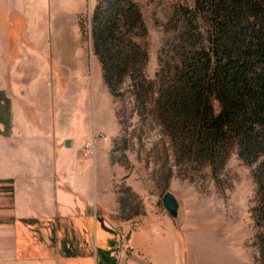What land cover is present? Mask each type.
<instances>
[{
    "label": "rangeland",
    "instance_id": "obj_1",
    "mask_svg": "<svg viewBox=\"0 0 264 264\" xmlns=\"http://www.w3.org/2000/svg\"><path fill=\"white\" fill-rule=\"evenodd\" d=\"M133 1L140 7L143 24L133 30L121 50H113L114 60L107 69L110 87L103 86L105 71L94 52L91 21L97 0H82L78 22L77 13H73L64 16L68 17L66 28L48 31L76 39L72 51L81 59L84 80L101 84V103L108 100L107 107L113 110L117 135L111 141L110 182L103 194L107 205H87L82 218L87 229L83 232L77 220L65 217L54 218L48 227L37 219L24 224L38 223L36 229L46 231L52 249L54 234L60 229L64 264L88 260L90 255L99 262L102 248L98 245L105 246L104 251L115 259L122 241L125 253L117 260L120 262L134 253L130 234L144 223L171 227L172 219L161 208L163 195L171 192L184 210V228L172 229L183 240L187 264H264V202L258 185L264 155L255 161L242 160L240 149L234 147L225 164L213 169L180 145L175 132L178 124L167 102V89L175 86L181 54L177 13L182 6L194 8L195 0ZM134 45L137 53L131 51ZM214 106L218 112L217 104ZM0 113L3 122L8 116ZM0 132L9 133V128ZM94 134L82 148L89 158H94L97 142L105 138L102 133ZM5 212L8 219L10 208ZM6 218L0 223L10 221ZM102 237L106 241L98 244Z\"/></svg>",
    "mask_w": 264,
    "mask_h": 264
},
{
    "label": "crops",
    "instance_id": "obj_2",
    "mask_svg": "<svg viewBox=\"0 0 264 264\" xmlns=\"http://www.w3.org/2000/svg\"><path fill=\"white\" fill-rule=\"evenodd\" d=\"M78 2L0 0V90L10 112L9 133L0 132V219L10 208V221L0 223V264H64L61 230L54 234L52 249L46 231L36 229L38 223L24 222L37 219L48 227L54 218L65 217L77 220L83 232L87 205H107L103 194L110 182L111 141L117 135L113 110L108 100L101 103V84L84 80L81 59L72 51L76 39L48 32L66 28L64 16L77 13L78 22L83 10L82 0ZM3 106L0 102V112ZM4 127L0 120V131ZM92 133L105 138L89 158L82 148ZM154 223L130 234L134 253L115 264H187L183 240L172 229L179 231L186 222L178 226L172 221L166 228ZM102 241L105 237L98 244ZM97 263L105 264L91 255L68 262Z\"/></svg>",
    "mask_w": 264,
    "mask_h": 264
},
{
    "label": "trees",
    "instance_id": "obj_3",
    "mask_svg": "<svg viewBox=\"0 0 264 264\" xmlns=\"http://www.w3.org/2000/svg\"><path fill=\"white\" fill-rule=\"evenodd\" d=\"M194 6L177 13L181 54L175 86L167 89L179 143L213 169L234 147L242 160L255 161L264 155V0H195ZM94 9V52L110 87L113 50L143 24L141 10L133 0H97ZM0 102L9 128V101L1 91ZM258 185L264 202V163ZM99 252L101 263L115 264Z\"/></svg>",
    "mask_w": 264,
    "mask_h": 264
},
{
    "label": "water",
    "instance_id": "obj_4",
    "mask_svg": "<svg viewBox=\"0 0 264 264\" xmlns=\"http://www.w3.org/2000/svg\"><path fill=\"white\" fill-rule=\"evenodd\" d=\"M161 208L163 212L170 216L172 221H175L178 226L184 222V210L181 207L178 197L171 192H165L162 198Z\"/></svg>",
    "mask_w": 264,
    "mask_h": 264
},
{
    "label": "built area",
    "instance_id": "obj_5",
    "mask_svg": "<svg viewBox=\"0 0 264 264\" xmlns=\"http://www.w3.org/2000/svg\"><path fill=\"white\" fill-rule=\"evenodd\" d=\"M115 252H116L115 259L117 261V260L121 259L125 253V247H124L122 241L120 242V245L118 246L117 251H115Z\"/></svg>",
    "mask_w": 264,
    "mask_h": 264
}]
</instances>
